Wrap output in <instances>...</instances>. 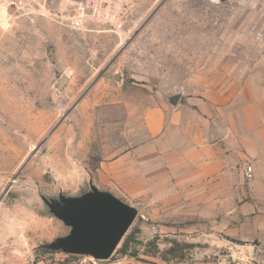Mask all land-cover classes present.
Here are the masks:
<instances>
[{"label": "rangeland", "instance_id": "374dc122", "mask_svg": "<svg viewBox=\"0 0 264 264\" xmlns=\"http://www.w3.org/2000/svg\"><path fill=\"white\" fill-rule=\"evenodd\" d=\"M8 1L0 2V264H264L259 241L191 217L185 203L155 202L174 180L170 167L150 173L156 192L147 197L123 192L122 182L137 180L122 157L151 142L158 117L169 122L171 97L219 99L264 69V0H117L129 4L122 28L81 30L69 21L78 0H12L13 10ZM91 185L138 211L106 261L49 248L70 228L44 199L81 197Z\"/></svg>", "mask_w": 264, "mask_h": 264}, {"label": "crops", "instance_id": "0c3cea01", "mask_svg": "<svg viewBox=\"0 0 264 264\" xmlns=\"http://www.w3.org/2000/svg\"><path fill=\"white\" fill-rule=\"evenodd\" d=\"M172 109L169 122L158 117L152 123L149 144L122 157L127 173H137L136 181H122L123 192L147 197L156 192L150 173L170 167L174 180L161 186L169 189L155 202L185 203L191 217L216 220L227 234L264 245V69L219 99L180 98Z\"/></svg>", "mask_w": 264, "mask_h": 264}, {"label": "water", "instance_id": "95a60500", "mask_svg": "<svg viewBox=\"0 0 264 264\" xmlns=\"http://www.w3.org/2000/svg\"><path fill=\"white\" fill-rule=\"evenodd\" d=\"M67 81L68 77L62 76L58 88H63ZM180 98L181 94L171 97L172 107ZM44 202L55 217L70 228L67 236L59 238L49 248L69 255L88 256L95 261L110 259L138 216L136 208L93 185L90 192L81 197L61 196L58 201L44 199Z\"/></svg>", "mask_w": 264, "mask_h": 264}, {"label": "built area", "instance_id": "2783aa9c", "mask_svg": "<svg viewBox=\"0 0 264 264\" xmlns=\"http://www.w3.org/2000/svg\"><path fill=\"white\" fill-rule=\"evenodd\" d=\"M2 0H0L1 2ZM117 0H78L74 3L77 6V10L75 14L70 15L69 21L70 26L75 30H81L90 26L92 24H108L114 28L120 29L124 24V17H126L129 11V4L124 2L119 7L116 6ZM9 5H15L17 8V4L14 1H8ZM12 5V6H13ZM245 176L247 179H252L253 177V168L252 166H247L245 168ZM142 218L144 216L142 215Z\"/></svg>", "mask_w": 264, "mask_h": 264}, {"label": "bare ground", "instance_id": "6f19581e", "mask_svg": "<svg viewBox=\"0 0 264 264\" xmlns=\"http://www.w3.org/2000/svg\"><path fill=\"white\" fill-rule=\"evenodd\" d=\"M11 8H13V7L11 6ZM11 8H10V9H11Z\"/></svg>", "mask_w": 264, "mask_h": 264}, {"label": "trees", "instance_id": "16d2710c", "mask_svg": "<svg viewBox=\"0 0 264 264\" xmlns=\"http://www.w3.org/2000/svg\"><path fill=\"white\" fill-rule=\"evenodd\" d=\"M170 252H172V251H170Z\"/></svg>", "mask_w": 264, "mask_h": 264}]
</instances>
